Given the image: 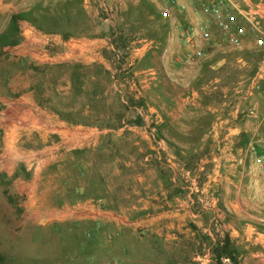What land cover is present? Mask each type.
I'll return each mask as SVG.
<instances>
[{
	"label": "rangeland",
	"instance_id": "1",
	"mask_svg": "<svg viewBox=\"0 0 264 264\" xmlns=\"http://www.w3.org/2000/svg\"><path fill=\"white\" fill-rule=\"evenodd\" d=\"M188 26L154 0H0V264H200L213 174L264 206L261 53L185 62Z\"/></svg>",
	"mask_w": 264,
	"mask_h": 264
},
{
	"label": "built area",
	"instance_id": "2",
	"mask_svg": "<svg viewBox=\"0 0 264 264\" xmlns=\"http://www.w3.org/2000/svg\"><path fill=\"white\" fill-rule=\"evenodd\" d=\"M159 14L171 19L176 13L188 16L189 26L182 31L183 60L202 58L205 50L221 45L242 49L251 45L261 53L253 87L264 83V0H157ZM264 129V120L261 122ZM253 163L264 170V137L248 146Z\"/></svg>",
	"mask_w": 264,
	"mask_h": 264
},
{
	"label": "crops",
	"instance_id": "3",
	"mask_svg": "<svg viewBox=\"0 0 264 264\" xmlns=\"http://www.w3.org/2000/svg\"><path fill=\"white\" fill-rule=\"evenodd\" d=\"M154 2L160 7L157 0ZM256 107L257 116L264 118V91L256 100ZM252 130L254 138L264 137L261 124ZM212 176L215 183L203 186L202 190L211 187L216 189L222 204L211 208L200 207V233L203 235L201 246L203 251L207 249V253L200 258V264H218L209 251L213 246L223 243L233 258L228 264H264V206L260 202L257 205L249 201L252 197L250 191L242 189L236 180H232L236 176L231 174V170L230 173H215ZM248 181L251 184L253 180L248 177ZM260 196L264 197V192ZM205 215L213 217L210 219ZM225 256L220 257L221 264L230 260Z\"/></svg>",
	"mask_w": 264,
	"mask_h": 264
},
{
	"label": "trees",
	"instance_id": "4",
	"mask_svg": "<svg viewBox=\"0 0 264 264\" xmlns=\"http://www.w3.org/2000/svg\"><path fill=\"white\" fill-rule=\"evenodd\" d=\"M224 249H225V244H224ZM224 255L228 256V258H229L230 260H233L232 256L229 255L228 253H227V254H224Z\"/></svg>",
	"mask_w": 264,
	"mask_h": 264
}]
</instances>
